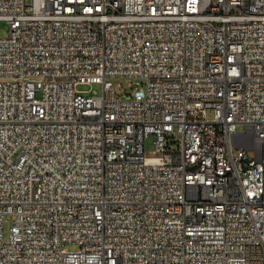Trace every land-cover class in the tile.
Segmentation results:
<instances>
[{
  "label": "built area",
  "instance_id": "2783aa9c",
  "mask_svg": "<svg viewBox=\"0 0 264 264\" xmlns=\"http://www.w3.org/2000/svg\"><path fill=\"white\" fill-rule=\"evenodd\" d=\"M0 264H264V0H0Z\"/></svg>",
  "mask_w": 264,
  "mask_h": 264
},
{
  "label": "rangeland",
  "instance_id": "374dc122",
  "mask_svg": "<svg viewBox=\"0 0 264 264\" xmlns=\"http://www.w3.org/2000/svg\"><path fill=\"white\" fill-rule=\"evenodd\" d=\"M8 33H9L8 24L6 22H2L1 23V35L3 37H6L8 35ZM111 80L113 81L114 86H115V88L119 94L124 93L125 90L130 89L129 79L127 77H113V78H111ZM78 89H80L82 91H89L90 93H93V92H96L97 94L102 93L101 84H81L78 86ZM145 143H146L145 144L146 152L147 153L152 152L155 148L153 137H147ZM249 155L254 157L255 151L250 150ZM11 223H12V218L6 217L5 223H4L6 236H8V233H9V230L11 227ZM70 248L74 249L75 245H70Z\"/></svg>",
  "mask_w": 264,
  "mask_h": 264
},
{
  "label": "bare ground",
  "instance_id": "6f19581e",
  "mask_svg": "<svg viewBox=\"0 0 264 264\" xmlns=\"http://www.w3.org/2000/svg\"><path fill=\"white\" fill-rule=\"evenodd\" d=\"M247 148H255V140H247Z\"/></svg>",
  "mask_w": 264,
  "mask_h": 264
}]
</instances>
